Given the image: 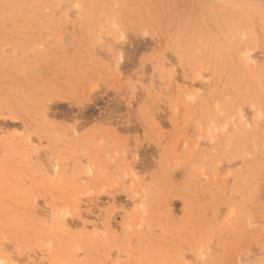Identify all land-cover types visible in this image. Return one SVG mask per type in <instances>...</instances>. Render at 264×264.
Instances as JSON below:
<instances>
[{"label": "rangeland", "instance_id": "obj_1", "mask_svg": "<svg viewBox=\"0 0 264 264\" xmlns=\"http://www.w3.org/2000/svg\"><path fill=\"white\" fill-rule=\"evenodd\" d=\"M0 264H264V0H0Z\"/></svg>", "mask_w": 264, "mask_h": 264}]
</instances>
